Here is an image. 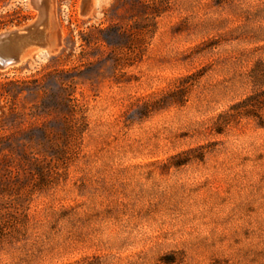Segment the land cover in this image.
<instances>
[{"label": "rangeland", "instance_id": "obj_1", "mask_svg": "<svg viewBox=\"0 0 264 264\" xmlns=\"http://www.w3.org/2000/svg\"><path fill=\"white\" fill-rule=\"evenodd\" d=\"M84 1L0 70V264H264V0Z\"/></svg>", "mask_w": 264, "mask_h": 264}, {"label": "water", "instance_id": "obj_2", "mask_svg": "<svg viewBox=\"0 0 264 264\" xmlns=\"http://www.w3.org/2000/svg\"><path fill=\"white\" fill-rule=\"evenodd\" d=\"M39 11L38 17L23 27L6 29L0 32V70L19 65L32 50L41 56L52 43L49 38L51 0H29ZM89 0L84 1L86 10Z\"/></svg>", "mask_w": 264, "mask_h": 264}, {"label": "trees", "instance_id": "obj_3", "mask_svg": "<svg viewBox=\"0 0 264 264\" xmlns=\"http://www.w3.org/2000/svg\"><path fill=\"white\" fill-rule=\"evenodd\" d=\"M1 21H0V29L2 28L1 26ZM12 82H16L14 80H12ZM3 82H0V90L3 88ZM262 94H263V97H264V91L263 92H260V93H255V94H252L250 95L248 98H246L244 101L238 103V104H235L234 106H232V108H239L240 106H243L244 104H248L250 101H253L255 100V102H253L251 105H253L254 107L258 108V107H262L264 105V98H262ZM261 99V100H260ZM251 110H246V112H249V111H253L252 108H250ZM239 115L240 114H243V112H238Z\"/></svg>", "mask_w": 264, "mask_h": 264}, {"label": "bare ground", "instance_id": "obj_4", "mask_svg": "<svg viewBox=\"0 0 264 264\" xmlns=\"http://www.w3.org/2000/svg\"><path fill=\"white\" fill-rule=\"evenodd\" d=\"M49 28H50V25H49L48 30H47L48 32H49ZM50 45H51V43H50ZM50 47H51V46H50ZM50 47H48V48H50ZM48 48H47V49H48ZM32 51H33V50H32ZM34 51H35V50H34Z\"/></svg>", "mask_w": 264, "mask_h": 264}]
</instances>
